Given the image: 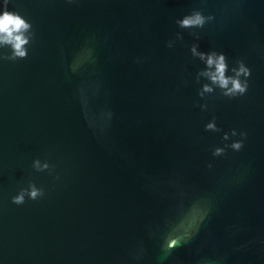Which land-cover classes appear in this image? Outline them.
<instances>
[{"label": "water", "instance_id": "water-1", "mask_svg": "<svg viewBox=\"0 0 264 264\" xmlns=\"http://www.w3.org/2000/svg\"><path fill=\"white\" fill-rule=\"evenodd\" d=\"M5 10L30 27L26 57L0 45V264H264V0ZM193 46L249 68L247 94L224 97Z\"/></svg>", "mask_w": 264, "mask_h": 264}, {"label": "clouds", "instance_id": "clouds-1", "mask_svg": "<svg viewBox=\"0 0 264 264\" xmlns=\"http://www.w3.org/2000/svg\"><path fill=\"white\" fill-rule=\"evenodd\" d=\"M204 22L205 18L199 12L185 16L183 19L178 21L181 27L202 26ZM29 27L30 25L18 14L7 10L0 12V45L10 44L13 49V58L26 57V49L23 46L28 42V38L24 35V33L29 29ZM191 51L193 55L198 56L207 65V70L202 72L201 75L207 76L212 82V85L218 86L222 90V95L224 97L231 100L243 97L247 94L249 90L251 70L243 63L240 64L238 69H232L235 75L226 76L225 73L227 70V64L223 53L198 52L196 46H193ZM241 76L244 78L241 79ZM212 91V86L205 84L199 94L203 96L204 92ZM205 130L220 131V129L216 128L214 119L205 126ZM232 135H236L234 130L232 131ZM246 135V133H241V136L244 138H246ZM231 146L237 151L242 149L244 147V139L235 141ZM220 151L221 149H217V153ZM38 165L39 162L37 161V166ZM26 193L30 199H37L43 195L42 190L37 189L34 185H32L30 186V191L23 190L21 193L13 196L11 198L12 203L16 205L23 204ZM176 242V240H172L171 244H175Z\"/></svg>", "mask_w": 264, "mask_h": 264}]
</instances>
